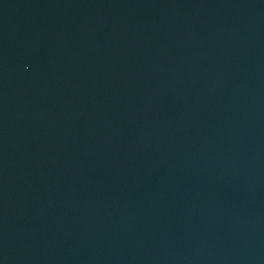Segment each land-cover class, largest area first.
<instances>
[{"label": "water", "instance_id": "water-1", "mask_svg": "<svg viewBox=\"0 0 264 264\" xmlns=\"http://www.w3.org/2000/svg\"><path fill=\"white\" fill-rule=\"evenodd\" d=\"M0 264H264V0H0Z\"/></svg>", "mask_w": 264, "mask_h": 264}]
</instances>
